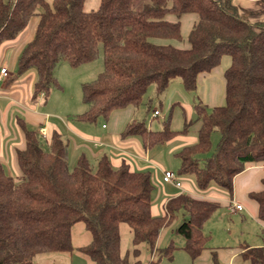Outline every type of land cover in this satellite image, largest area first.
<instances>
[{"label":"trees","instance_id":"1","mask_svg":"<svg viewBox=\"0 0 264 264\" xmlns=\"http://www.w3.org/2000/svg\"><path fill=\"white\" fill-rule=\"evenodd\" d=\"M85 1L0 0V44L14 39L33 17L39 18L32 40L17 59L19 74L35 70L32 99L43 100L56 86L53 69L58 61L76 67L96 59L101 48L103 70L82 84L87 110L75 116L95 123L115 111L138 108L150 85L161 95L177 77L185 91H195L198 77L227 56L224 105L208 110L197 103L195 118L180 131L170 129V118L159 131L134 119L121 136H138L148 148L186 134L191 123L199 122L196 143L175 153L177 173L192 175L199 190L214 184L231 196L233 178L246 165L264 164V20L244 19L233 0H146L139 9L134 8L138 0H99L88 12ZM191 13L197 22L187 35V49L155 42L180 41V18ZM169 16L175 20L169 21ZM18 125L25 140L24 149L16 151L19 181L0 164V264H33L39 255L72 253L71 229L79 222L91 241L77 251L93 264H130L120 253L122 224L131 233L135 255L136 247L146 244L152 255L146 264H163L164 259L172 261L177 248L171 243L158 248V238L180 211L185 218L173 232L183 238V251L194 261L206 248L209 236L203 225L221 207L220 201L180 194L164 203L162 216H152L154 184L149 172L132 171L125 162L113 168L106 156L92 167L84 155L69 169L59 134L53 132L47 149H42L39 134L21 120ZM214 131L219 133L216 148L200 163ZM261 184L262 190L250 197L264 221V179ZM239 248L242 259L264 264V246Z\"/></svg>","mask_w":264,"mask_h":264},{"label":"crops","instance_id":"2","mask_svg":"<svg viewBox=\"0 0 264 264\" xmlns=\"http://www.w3.org/2000/svg\"><path fill=\"white\" fill-rule=\"evenodd\" d=\"M232 2L239 9L240 14L246 13L247 18L244 17L246 20L250 22L264 20V0H233ZM169 17L174 19L173 16ZM169 17L168 20L171 21ZM182 21L184 22L183 26L186 27V34L188 35L193 25L197 22V15L192 13L185 14L180 18L181 35L183 34L181 30ZM38 22L39 18L33 17L30 19L26 28L14 39L0 44V68H6V74H0V164L5 173L17 179L21 176V172L16 163V151L23 150L25 147L24 134L18 125V120H21L27 129L34 131H39L40 128L44 129L46 134V139L44 140L46 141L49 140L53 132L59 134L66 144L67 164L69 162L74 164L79 155H84L90 165L94 167L100 157L106 156L113 168H118L122 162H125L132 171L149 172L151 178L156 177L154 174L158 172L161 177L162 168L157 163H161V161L156 158L164 151L163 149L165 148H162L164 144L144 148L140 137L121 136L124 130L123 128L132 119L130 108L113 112L109 125L104 126V124H101L97 127L98 129L92 131L88 124L74 120L71 121L70 119L61 125L58 121L54 120L56 118L55 115H51L49 112L39 108L38 104H35V101L32 99V94L36 73L34 70L29 69L19 74L17 72V59L24 46L32 40ZM155 42L161 45L170 44L179 49H187L189 47V45L187 47H180L178 41L174 40H156ZM218 67L214 68L209 74L200 75L198 79L197 87L200 88V92L202 91L203 94L204 88L207 87L208 89V93L205 95L208 103L206 105L207 108L217 102V96L221 93V84L214 77L217 71L220 70ZM220 73H222L223 83V71L220 70ZM178 96H180V93ZM201 98L203 99V97ZM172 99L173 93L169 98L170 101H168L169 107L173 104ZM175 102H178L177 99ZM50 117L53 120H50ZM177 138L179 136L165 143V145H172L168 152L174 153V155L181 148L193 145L197 141L196 135V138H181L185 145H182L183 143L176 145L174 142ZM263 179L264 164L252 163L246 165L244 170L233 178L231 196L222 190L221 194H212V197L207 194L196 193L189 184L190 188L185 187L183 190L187 191V193H184L168 184L165 185L168 187L162 186L160 189L161 192H163V189L168 190V193L163 194L164 199L162 200L161 212L159 213L156 209L153 210V206H151V215L156 217L162 216L164 213V203L169 198L180 194L201 200L220 201V208H222V233L217 238L218 245L215 247L207 242L204 251L194 261H191L189 258L190 264H250L249 261L242 259L239 246L240 244H246L253 248L264 246V221L259 220L258 204L250 197L251 193L262 190L261 180ZM230 201L239 204L242 210L236 211L232 209ZM182 218H185V214ZM209 218L203 225V232L205 231L204 227L209 221ZM232 219L236 220L237 228L234 236H231L230 226L226 223ZM73 229L74 226L71 229V239L73 238ZM120 230L121 228H119ZM166 231H162L158 238V248L166 246L167 240L166 237L164 238ZM207 236H209L210 240L212 234L210 233ZM83 238V240L86 239L85 234H83ZM80 244L78 247L87 245L88 243ZM178 248L180 249V247ZM151 256L149 254V260Z\"/></svg>","mask_w":264,"mask_h":264},{"label":"rangeland","instance_id":"3","mask_svg":"<svg viewBox=\"0 0 264 264\" xmlns=\"http://www.w3.org/2000/svg\"><path fill=\"white\" fill-rule=\"evenodd\" d=\"M46 1L51 2L52 0ZM145 1L146 0H138L134 8H141ZM98 3L99 0H86L84 4V11L88 12L91 10H95L98 7ZM242 16L247 18L245 12L241 14V17ZM169 19L171 21L175 20V18L173 19L170 17ZM183 23L184 22L182 21L181 30L183 34L181 35V39L180 41H178V44L180 45V47H187V30L186 27L183 26ZM102 57V50L100 48L98 57L96 59L91 62L80 64L76 67L70 66L65 61H58L55 68L53 69V78L56 82V86H52L50 88L49 93L43 100H41V98L34 100L35 104H38L39 108H42L43 110L49 112L51 115H55L56 118L54 120L58 121L61 125L63 123H66L67 120L69 121V119L71 121L74 120L76 122H80L75 119V116L80 115L87 110V106L82 101L81 86L84 83L93 81L97 77V75L103 70ZM229 63V58L227 56H224L218 68L224 72V70L229 66ZM220 70L217 71V74H215L214 77L216 78V81L221 84V93L217 96V102L213 104V106H209L207 108L208 110L216 106L224 105V82L222 83V73H220ZM172 93L173 99L176 98L178 102H175L176 99H172L173 104L169 107L168 101H170L169 98ZM176 93H180V96H178V94ZM207 93V87L204 88L203 94L202 91L200 92L199 87H197L196 90L192 92L185 91L180 79L177 77L170 81V84L161 95H157L155 91V86L150 85L146 91V94L143 97L142 104L138 108H130L132 119H135V121L137 122H143L144 125L152 131H159L163 129V122L170 118V129L174 131H180L183 129V126L186 122L195 118L194 106L197 103H200L204 106L208 105L205 96L207 95ZM201 97H203V99ZM155 112H157V115H154ZM110 118L111 115L109 116L108 120H104L102 117H99L95 123L86 124H88L90 130L95 131L96 129H98L97 127H99L101 124H104V126L107 124L109 125ZM49 119L53 120L51 117ZM198 128L199 122L191 123L188 127V134H182V136L178 135L179 138L176 139L174 144L180 145L183 143L182 145H185L184 141H182L181 138H196ZM35 132H37V134L40 133L39 131ZM39 137L41 136L39 135ZM42 138L43 137H41L40 140V146L42 149H47V141L44 140L46 138ZM218 140L219 133L217 131L212 132L210 136V150L207 154L199 157L200 163L203 162L205 158L210 157L213 154ZM171 146V144H164L162 146V148L165 149H163L164 151L161 153V155L156 158L157 160L161 161V163L157 161L156 162L162 168L161 174L163 173V171L167 170L173 172L178 177L182 185V189H180L179 191L187 193V191H184L183 189H185V187L190 188L189 185H191L193 187V190L196 191V193L207 194L209 196H211L212 194L218 195V193H222L221 189L214 184H211L210 187L204 191L199 190L195 185L194 177L192 175H179L177 173L180 164L179 159L174 155V153L168 152ZM72 167L73 164L69 162L68 168L72 169ZM154 175H156V177L151 178L152 183L154 184V190L151 194V206H153V210L156 209L160 213L162 209V200L164 199L163 194L168 193V190L163 189V192H161L160 189L162 188V186L168 184L162 182V176L160 177L158 172ZM15 180L19 181L17 178H15ZM234 210L240 211L237 209ZM183 215V211L178 213L174 224L165 232L164 238L166 237L167 240L166 246L171 243L176 248L180 247V249L178 248L177 251L174 253L172 262H168L164 259L162 261L163 264H190L188 255L181 248L184 243L183 238L173 232L174 228L183 221ZM226 223L230 226L231 236H234L237 229L236 220H228V222ZM120 228L121 255L126 256L130 264H133L135 261H139L141 264H146L149 261L150 254L147 245H138L136 247L138 253L137 255H135L133 252L134 247L132 246L131 233L128 227L125 224H122L120 225ZM204 230L205 235H208L210 233L212 234V237L208 241V244H211L212 246L216 247V245H218L217 238H219L220 234L222 233V208H218L216 211L213 212L212 216L209 218V221L206 223ZM83 234H85L86 236L85 240H83ZM72 237V246L74 248V251L72 253H48L39 255L34 258L33 264H93L85 255L75 249L76 247H78L79 243H81L80 245H83L89 243L91 240V235L88 231H86L83 223L79 222L74 225Z\"/></svg>","mask_w":264,"mask_h":264},{"label":"built area","instance_id":"4","mask_svg":"<svg viewBox=\"0 0 264 264\" xmlns=\"http://www.w3.org/2000/svg\"><path fill=\"white\" fill-rule=\"evenodd\" d=\"M0 74L5 75L6 74V68L1 67L0 68ZM154 115H157V112L154 113ZM40 135L44 138L46 134L44 133V129H39ZM162 182L165 184H169L177 189H182L181 182L179 181L178 177L171 171H163L162 173ZM230 206L232 209L241 210V206L239 204H236L233 201H230Z\"/></svg>","mask_w":264,"mask_h":264}]
</instances>
